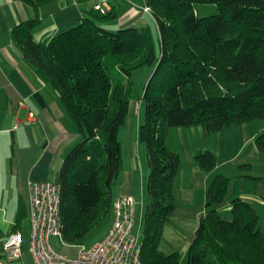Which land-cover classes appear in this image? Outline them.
<instances>
[{"label":"trees","instance_id":"1","mask_svg":"<svg viewBox=\"0 0 264 264\" xmlns=\"http://www.w3.org/2000/svg\"><path fill=\"white\" fill-rule=\"evenodd\" d=\"M22 1L33 17L13 29L12 39L56 90L82 135L59 171L61 239L81 245L111 213L113 184L123 166L119 131L130 112L132 76L149 65L154 71L144 86L145 119L139 129L149 169L140 223L144 264H264L257 208L235 198L232 218L216 209L229 188L230 178L222 174L210 183L209 210L186 259L180 252L159 249L175 208L174 180L181 165L168 144L169 130L200 125L210 134L264 119V0H147L157 37L148 23L107 29L100 22L116 13L93 9L48 43L36 41L33 30L41 21L42 5L52 0ZM197 3L215 4L218 12L198 16ZM255 143L264 152V131ZM194 159L205 171L217 166L210 150L198 151Z\"/></svg>","mask_w":264,"mask_h":264},{"label":"crops","instance_id":"2","mask_svg":"<svg viewBox=\"0 0 264 264\" xmlns=\"http://www.w3.org/2000/svg\"><path fill=\"white\" fill-rule=\"evenodd\" d=\"M98 3L117 15L114 20L100 22L107 29L139 23H148L152 29L153 24L156 27L153 15L144 10L147 0H52L40 9L41 21L33 30L34 38L48 43L58 32L89 16ZM31 17L33 10L24 1L0 0V262H4V243L11 232L20 229L24 241L23 259L11 264L32 262L28 251L29 182H58L64 158L82 140L56 90L39 77L12 39L13 29ZM141 100L144 101L143 94L139 100L131 99L127 121L119 131L123 166L112 194L114 201L133 197L136 214L138 209L143 216L149 169L146 148L139 138L143 122ZM30 113L34 117L27 125ZM263 131L264 119L233 123L210 134L200 125L169 130L168 144L179 154L181 165L174 180L175 208L163 228L159 245L163 253L188 252L201 218L209 210L207 192L218 174L230 178L227 194L216 207L218 213L232 218V201L242 198L257 207L261 220L264 152L258 149L255 139ZM200 150L217 154L213 171L203 170L195 161V154ZM244 164H250V168H242ZM111 212L115 214L114 207ZM77 253L78 249L72 255Z\"/></svg>","mask_w":264,"mask_h":264},{"label":"built area","instance_id":"3","mask_svg":"<svg viewBox=\"0 0 264 264\" xmlns=\"http://www.w3.org/2000/svg\"><path fill=\"white\" fill-rule=\"evenodd\" d=\"M95 9L101 13L107 12L101 3H98ZM30 117L26 121L27 125L30 124L34 113H30ZM113 207L114 222L107 235L92 245H78L76 255L67 254L55 249L50 241L52 236L62 237L59 183L30 181L28 212L31 228L28 251L32 257L31 264H144L140 235L133 232L136 214L135 199L131 196L117 198ZM4 249V262L0 264H11L23 259L24 241L20 229L9 234L4 243Z\"/></svg>","mask_w":264,"mask_h":264},{"label":"rangeland","instance_id":"4","mask_svg":"<svg viewBox=\"0 0 264 264\" xmlns=\"http://www.w3.org/2000/svg\"><path fill=\"white\" fill-rule=\"evenodd\" d=\"M145 9L147 11H149L150 7L145 6ZM195 10H196V13L198 16H205V15H210V14H214V13L218 12L217 6L215 4H210V3H197ZM111 20H114V19H111ZM152 32H153V35L155 37H157V31H156L155 24H153ZM156 42H157V48L159 51L158 38H156ZM109 57H110V59H112V60L114 59L113 61H115V58L113 56H109ZM153 71H154V67L149 66V65L141 66L134 71L133 76H132V80L134 81V87H133V93H132L133 101H136V100H139L142 98L143 88H144L145 84L148 82V80L150 79V76L153 73ZM142 102H144V101H142ZM145 110H146V103L144 102L142 105V109H141V113H142L141 117H142L143 121L145 119ZM113 111H114V108H113ZM215 155L217 157L216 153H215ZM258 212H259V210H258ZM259 214H261V213L259 212ZM141 219H142L141 213L137 209V214L135 216V226H134V230H133V232L135 234L140 235V233H141V226H140L141 225L140 224ZM113 222H114V215H113V212H111L107 216L105 221L101 225H99L92 233H90L81 243L83 245L89 246V245H92V244L102 240L107 235L110 228L112 227ZM259 224H260V227H263L262 229L264 232V216L263 217L261 216V220H260ZM50 241H51L52 245L55 247V249H57L58 251L67 253V254H74L76 249H78V245L75 246V245L68 244V243L64 242L61 238H58L56 236H52L50 238ZM182 256H183V259H186L187 252H184L182 254ZM231 264H233V263H231Z\"/></svg>","mask_w":264,"mask_h":264}]
</instances>
